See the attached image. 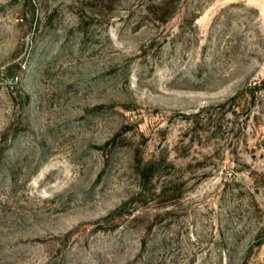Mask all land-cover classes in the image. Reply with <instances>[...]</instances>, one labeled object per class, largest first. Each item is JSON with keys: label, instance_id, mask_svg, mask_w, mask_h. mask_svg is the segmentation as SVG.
Listing matches in <instances>:
<instances>
[{"label": "rangeland", "instance_id": "obj_1", "mask_svg": "<svg viewBox=\"0 0 264 264\" xmlns=\"http://www.w3.org/2000/svg\"><path fill=\"white\" fill-rule=\"evenodd\" d=\"M0 264H264V0H0Z\"/></svg>", "mask_w": 264, "mask_h": 264}]
</instances>
